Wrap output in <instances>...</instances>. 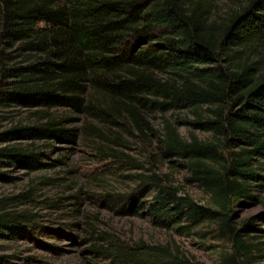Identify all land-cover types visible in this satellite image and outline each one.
Wrapping results in <instances>:
<instances>
[{
  "label": "trees",
  "instance_id": "16d2710c",
  "mask_svg": "<svg viewBox=\"0 0 264 264\" xmlns=\"http://www.w3.org/2000/svg\"><path fill=\"white\" fill-rule=\"evenodd\" d=\"M0 47V58L12 63L0 65V106L62 108L125 125L114 115L120 112L140 130L150 129L145 112L196 110L192 124L215 142L193 132L184 138L170 119L162 120L157 140L211 203L199 204L150 173L140 174L118 211L178 232L184 221H216L233 242V254L222 252L221 263L250 262L254 244L244 231L258 228L250 220L236 228L232 216L235 206L259 202L264 192V0H248L221 21L201 0H0ZM203 107L210 113L204 119ZM63 121L49 116L0 137L75 141L79 129L63 128ZM41 156L11 144L0 148V166L49 165ZM0 178L13 179L3 172ZM144 190L151 197L137 198ZM6 207L0 200V237L22 223ZM105 253L111 264H202L145 242L113 240Z\"/></svg>",
  "mask_w": 264,
  "mask_h": 264
},
{
  "label": "rangeland",
  "instance_id": "374dc122",
  "mask_svg": "<svg viewBox=\"0 0 264 264\" xmlns=\"http://www.w3.org/2000/svg\"><path fill=\"white\" fill-rule=\"evenodd\" d=\"M201 1L211 19L221 21L248 0ZM11 64L0 58V65ZM37 111L16 104L0 106V134L14 126L42 123L49 116L62 117L63 128H77L80 134L75 141L0 137V148L21 145L44 153L40 161L49 163L35 169L0 166V172L13 177L0 178V200L7 204L4 210L22 215L21 225L10 227L0 237V256L4 259L0 264H111L105 250L113 240L171 246L202 264H222V252L233 254L231 237L216 221L196 225L184 221L186 228L178 232L154 226L146 215H122L118 211V204L136 192L140 174L150 173L179 186L199 204L211 203L197 182L185 180L190 172L179 161L163 155L157 140L162 120L170 119L184 138L193 132L200 139L215 142L211 132L192 124L199 120L196 110L145 112L150 129L142 130L120 112L114 115L125 125L101 122L62 108ZM198 111L203 119L210 114L205 107ZM143 192L136 197L149 199L153 194ZM234 211L232 223L236 228L246 220L258 228L244 231L254 251L250 262L242 264H264V232L260 230L264 229V192L259 202L235 206Z\"/></svg>",
  "mask_w": 264,
  "mask_h": 264
}]
</instances>
